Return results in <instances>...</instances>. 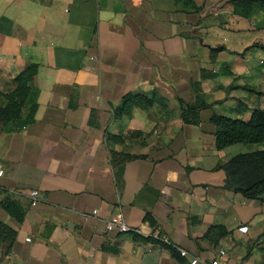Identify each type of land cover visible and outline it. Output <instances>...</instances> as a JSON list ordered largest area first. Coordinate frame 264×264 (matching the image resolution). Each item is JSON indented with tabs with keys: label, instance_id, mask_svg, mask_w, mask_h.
I'll use <instances>...</instances> for the list:
<instances>
[{
	"label": "crops",
	"instance_id": "crops-1",
	"mask_svg": "<svg viewBox=\"0 0 264 264\" xmlns=\"http://www.w3.org/2000/svg\"><path fill=\"white\" fill-rule=\"evenodd\" d=\"M191 1L199 11L176 0H0V92L38 67L20 119L0 126V222L15 232L9 250L0 243V264H188L107 234L114 215L205 262L224 250L221 264H262L264 202L225 190L218 169L257 147L218 151L211 122L264 109L253 10L243 19L230 0ZM128 93L157 101L115 119L111 106ZM180 104L206 107L194 124ZM212 226L229 233L203 238Z\"/></svg>",
	"mask_w": 264,
	"mask_h": 264
},
{
	"label": "trees",
	"instance_id": "trees-1",
	"mask_svg": "<svg viewBox=\"0 0 264 264\" xmlns=\"http://www.w3.org/2000/svg\"><path fill=\"white\" fill-rule=\"evenodd\" d=\"M180 2H182L184 7L189 6L194 12L200 10L191 0H176V5ZM230 3L233 8V14L243 19L248 18L254 8L264 10V0H230ZM250 48H257L264 52V45L262 44L255 43ZM222 50L223 47H216L211 49V52L216 53ZM37 73V65L31 64L26 66L13 78L12 82L14 84V89L8 93L0 92V98L2 99V104L0 106V126L20 119L22 110L29 99ZM260 95L264 96V92H261ZM156 101L157 98L155 95L147 97L141 94L128 93L121 98V102L117 107L111 106L112 116L115 119L128 116L134 107L142 110H149ZM204 107H206L205 104L198 107H184L180 104L182 119L185 122L196 124L198 122L197 112ZM189 117H191L192 120H189ZM211 122L216 128L214 138L215 147L218 151L237 144L257 147L254 151L238 154L229 159L225 164L218 166V169L223 170L225 173L224 189L236 194H241L243 197L250 200L264 202V109H254L250 119L246 122L215 115L211 118ZM27 123L28 121L19 123L17 129H22ZM107 139L113 142H120L116 137L108 136ZM115 156L121 158L123 162L137 158L127 154L112 153V158ZM3 208L13 216L17 222H22L24 217L23 214L14 209L12 203L8 202ZM144 221L149 223L150 226H154L150 216L146 215ZM228 233L229 232L220 226H212L203 235V238L211 240L214 235L223 237ZM132 235L134 240L157 244L168 250L173 258L177 260L180 258L173 247L157 239L138 234ZM14 238L15 232L0 222V243H6L9 250ZM249 254L250 249L248 248L244 259H247ZM262 264H264V258Z\"/></svg>",
	"mask_w": 264,
	"mask_h": 264
},
{
	"label": "built area",
	"instance_id": "built-area-1",
	"mask_svg": "<svg viewBox=\"0 0 264 264\" xmlns=\"http://www.w3.org/2000/svg\"><path fill=\"white\" fill-rule=\"evenodd\" d=\"M3 175L2 170H0V177ZM38 196V192L33 191L30 193V197L32 198V206L36 205V199ZM92 216H97L98 213L96 210H93L91 212ZM246 227H242L239 229V231H246ZM105 230L107 234H138V235H144V233L141 231L140 228H132L128 226L123 219L120 216L114 215L109 216L105 218ZM28 241V240H27ZM179 257L187 260L188 264H221V260L225 258L226 252L224 250H219L218 255L209 260L208 262H205L203 260H200L198 258L190 257L186 251L183 250H177Z\"/></svg>",
	"mask_w": 264,
	"mask_h": 264
},
{
	"label": "rangeland",
	"instance_id": "rangeland-1",
	"mask_svg": "<svg viewBox=\"0 0 264 264\" xmlns=\"http://www.w3.org/2000/svg\"><path fill=\"white\" fill-rule=\"evenodd\" d=\"M251 20L254 24L255 35L258 38L256 41L257 44L264 45V10L260 8H254Z\"/></svg>",
	"mask_w": 264,
	"mask_h": 264
}]
</instances>
